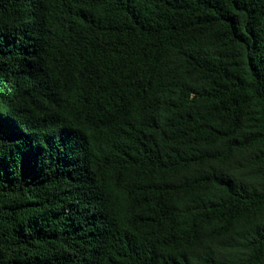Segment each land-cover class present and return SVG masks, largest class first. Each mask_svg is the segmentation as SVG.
<instances>
[{
    "label": "trees",
    "instance_id": "obj_1",
    "mask_svg": "<svg viewBox=\"0 0 264 264\" xmlns=\"http://www.w3.org/2000/svg\"><path fill=\"white\" fill-rule=\"evenodd\" d=\"M0 264H264V0H0Z\"/></svg>",
    "mask_w": 264,
    "mask_h": 264
}]
</instances>
